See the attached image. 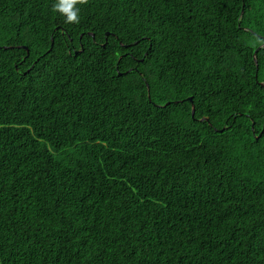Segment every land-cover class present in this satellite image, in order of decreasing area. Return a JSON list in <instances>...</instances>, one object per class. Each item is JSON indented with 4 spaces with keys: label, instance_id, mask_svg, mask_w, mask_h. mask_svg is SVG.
<instances>
[{
    "label": "trees",
    "instance_id": "trees-1",
    "mask_svg": "<svg viewBox=\"0 0 264 264\" xmlns=\"http://www.w3.org/2000/svg\"><path fill=\"white\" fill-rule=\"evenodd\" d=\"M58 2L0 0V264H264V0Z\"/></svg>",
    "mask_w": 264,
    "mask_h": 264
},
{
    "label": "clouds",
    "instance_id": "clouds-1",
    "mask_svg": "<svg viewBox=\"0 0 264 264\" xmlns=\"http://www.w3.org/2000/svg\"><path fill=\"white\" fill-rule=\"evenodd\" d=\"M75 2L76 0H59L55 5L56 10L66 15L67 22L69 23L78 22V10H73ZM190 100H192V98H190ZM193 108L195 109L194 106Z\"/></svg>",
    "mask_w": 264,
    "mask_h": 264
},
{
    "label": "water",
    "instance_id": "water-1",
    "mask_svg": "<svg viewBox=\"0 0 264 264\" xmlns=\"http://www.w3.org/2000/svg\"><path fill=\"white\" fill-rule=\"evenodd\" d=\"M255 56H256V54H255ZM255 61H256V57H255ZM194 112H195V109L193 108V115H194ZM253 127H254V125H253ZM253 127H252V128H253Z\"/></svg>",
    "mask_w": 264,
    "mask_h": 264
}]
</instances>
